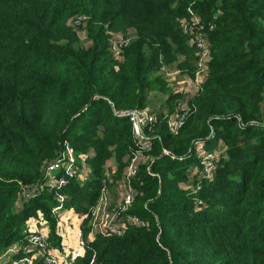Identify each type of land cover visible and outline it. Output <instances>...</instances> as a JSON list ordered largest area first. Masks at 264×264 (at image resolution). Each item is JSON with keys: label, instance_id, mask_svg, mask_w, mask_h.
I'll list each match as a JSON object with an SVG mask.
<instances>
[{"label": "trees", "instance_id": "trees-1", "mask_svg": "<svg viewBox=\"0 0 264 264\" xmlns=\"http://www.w3.org/2000/svg\"><path fill=\"white\" fill-rule=\"evenodd\" d=\"M197 33L210 58L188 103L167 72L197 76ZM114 108L152 115L140 159L132 122ZM199 148L214 154L211 171ZM70 149L92 175L60 187L46 169ZM133 158L119 232H97L70 264H264V0H0V264H21V250L7 253L36 218L59 244L57 193L86 238L105 174L123 184Z\"/></svg>", "mask_w": 264, "mask_h": 264}, {"label": "built area", "instance_id": "built-area-1", "mask_svg": "<svg viewBox=\"0 0 264 264\" xmlns=\"http://www.w3.org/2000/svg\"><path fill=\"white\" fill-rule=\"evenodd\" d=\"M194 24L198 25L200 24V17L197 14H194L191 18ZM185 30H188V26L185 25ZM120 37V36H118ZM194 42L196 43L197 47L199 48V60H198V72H197V78L200 75V69L203 68V72H206L207 76V63L210 58V42L206 37H203L201 34L197 33L196 36H194ZM123 39L121 37L120 41H116L114 45L112 46V50L115 53L120 54L119 48L122 46ZM202 78L201 80H203ZM109 103L114 106V103L109 100ZM114 114L118 117H127L132 122L133 125V132L136 137V155L137 158L142 153V150H150L152 148V141L149 135H147L144 131L145 127L152 121V115L145 109H129V110H116L114 108ZM185 113H183L182 116L179 117L178 121L174 122V125L179 126L184 123L185 120ZM200 149V148H199ZM72 150H69V155L66 156L60 155L57 156L55 160H53L52 163H50L46 169L47 173L53 174L56 173L58 176H53L51 178V182L57 184L58 186H65L67 185V178L66 176H72L75 175L80 178H86V176L83 173V169H87L89 167H86V164L88 162L87 156L82 157L83 162V168H79V166L76 165V159L71 154ZM70 158V159H69ZM206 159V170L211 171L214 167V154L210 153L209 156L205 157ZM136 158H133L132 163L128 166L125 177L123 180V186H124V197L120 200V202L117 204V208L114 213V217L117 214H121L124 210H127L128 206L133 202L136 191L132 188L130 184V179L134 177L138 173V167L135 164ZM63 172V173H62ZM80 173V174H79ZM108 190V182L107 180H103V195L100 200L99 205H101L105 209V213L107 212L109 205H105L106 196L109 195ZM98 205V206H99ZM100 206V207H101ZM111 206V205H110ZM94 213V211H93ZM113 217V220L111 221L112 224L108 226L107 228L102 229L101 224H99V232H102L106 235H111L114 233L119 232V228L115 226L116 219ZM135 222H142L139 220V218L134 217ZM43 232H31L25 240L29 242V239L34 240L35 243L39 246L38 248L43 251L49 250L50 242L48 241V238L46 239L43 234ZM35 237L37 238L35 240ZM79 240V245L77 248H73V250L68 254V260H65V256L62 254H55L53 251L49 252L48 254H44L42 257L41 264H70L72 263L77 256L82 255L85 252L86 242L83 240V231L80 227V229L77 231V236ZM84 250V252H83ZM60 252V251H58ZM83 252V253H82ZM25 257V256H24ZM21 259V264H26L25 258ZM70 262V263H69Z\"/></svg>", "mask_w": 264, "mask_h": 264}, {"label": "rangeland", "instance_id": "rangeland-1", "mask_svg": "<svg viewBox=\"0 0 264 264\" xmlns=\"http://www.w3.org/2000/svg\"><path fill=\"white\" fill-rule=\"evenodd\" d=\"M71 22V18L68 21V23ZM81 34V37H85V33L82 31H79ZM111 51L113 52L112 48ZM114 56L118 59L121 58L120 54L113 52ZM114 57V58H115ZM120 60V59H119ZM122 60V59H121ZM208 72V69H207ZM206 75V72H203V68L201 67L200 69V75L194 78L188 76L187 74H181V73H177V71L175 69H173V67L171 69H169V71L167 72V80L169 82V86L174 90H182V92L184 94H186V101H188V103L192 100L193 96L199 91L200 89V85L201 83H203V81L207 78V76L204 78V76ZM202 78H204L203 80H201ZM154 99V103L151 104L148 109L150 110H159V107L161 105L162 100L164 99L161 94H156L152 96ZM190 108V106L188 107ZM198 153V154H197ZM197 156H201V157H206L209 156L210 152L203 150L202 148L198 149L197 152ZM65 152L63 153H59L60 155H64ZM136 155V150H134L133 156ZM75 158V157H74ZM141 157L139 156V159ZM70 159V158H69ZM76 159V158H75ZM77 160V159H76ZM115 160V158H112V162ZM77 165H79L78 161H77ZM90 164L87 162L86 167H89ZM109 166H112L109 165ZM108 166V167H109ZM110 169V167H109ZM87 173H89L90 175H92V172L90 170L87 171ZM85 173L86 176H88V174ZM80 174V173H79ZM105 175H107V177L109 178L110 182H109V195L106 196L105 198V205H109V208L107 210V212L105 213V209L102 207L100 209V211H98V215H96L95 217L93 215H91V220L89 221V223L87 224V226H91V230L90 228H87L88 231L86 233V238H84L83 235V240H85V242L87 243V241H89L91 239V237L94 234H97V232H99V224H101V228H107L108 226H110L111 221L113 220L114 217V213L116 210V206L117 204L120 202L121 199L118 198V194L116 193L117 191L120 192V190L124 189L123 184H119L115 181V177H114V173L108 171V173H106ZM119 182V181H118ZM58 187V186H57ZM117 190V191H116ZM123 192L120 193V195H122ZM110 196H112V198H109ZM70 198L69 195L65 194V193H57L55 195V201H57L58 205L55 208V210H58L59 214L61 215V218L58 217L57 215V220H58V232H57V236L60 237L59 240V244H57L56 246H52V241L53 244L55 243V240L51 241L50 238V234H49V224L48 221L45 220L44 218H40L42 219V224H40L39 222L40 219L36 218V222H34L33 226L34 227H39V229H37V232H43V236L50 242L49 245V249L52 251H60V254L65 256V260H68V254L73 250V248H77L79 245V240L76 236H73L74 239L76 240V242L74 243V246L72 247L71 245H69L68 247H66V242L67 240H71L72 237V231L70 233L69 236V231H67L68 229V223L70 224V227L73 229V231H78L80 229V227L82 228V216L81 215H74L72 214L70 217V213L75 212L73 207H68L66 205V200ZM111 205V206H110ZM54 210V212H55ZM68 216V221H66V223L63 221L64 218H67ZM90 219V218H89ZM118 218H116V222H117ZM29 234V233H28ZM37 238L35 237V240ZM39 246L35 243L34 240L29 239V242H27V240H24L22 242H20V244L18 246H15L14 250H10L7 253V257L9 259L12 258V256L16 253L17 250H21L22 254L25 256L24 260H26V264H41L42 261V257L44 256L43 253L44 251L38 248ZM54 247V249H52ZM85 250V249H84ZM83 250V252H84ZM50 251V252H51ZM82 252V253H83ZM68 253V254H67ZM30 254V255H29ZM21 260V258H20ZM70 263V262H69ZM4 264V263H2Z\"/></svg>", "mask_w": 264, "mask_h": 264}, {"label": "crops", "instance_id": "crops-1", "mask_svg": "<svg viewBox=\"0 0 264 264\" xmlns=\"http://www.w3.org/2000/svg\"><path fill=\"white\" fill-rule=\"evenodd\" d=\"M112 163H114V161L112 162V159L111 160H109L108 161V166L109 165H111ZM120 192H123L122 193V195L124 196V194H125V191H124V189L122 190H120ZM108 193H110V192H108ZM109 198H112V196H110ZM101 205H99L95 210H94V213H93V216L95 217L96 215H98V211H100V209L102 208V206L100 207ZM72 214H74V215H77V213H75V212H72V213H70V217H71V215ZM68 216H67V218H64L63 219V221L66 223V221H68ZM82 220H83V217L81 218ZM69 222V221H68ZM33 224H34V222H33ZM32 224V225H33ZM67 224V223H66ZM68 225V230L67 231H69V236H70V233H71V231H72V235H71V237H72V239L70 240H67V241H65L66 242V247H68L69 245H71L72 247L74 246V243L76 242V240L74 239V237L73 236H77V232L76 231H73V229L70 227V224L68 223L67 224ZM34 227V226H33ZM35 229L37 228V227H34ZM58 254H60V252H58Z\"/></svg>", "mask_w": 264, "mask_h": 264}]
</instances>
